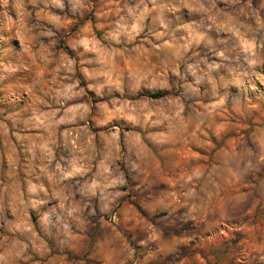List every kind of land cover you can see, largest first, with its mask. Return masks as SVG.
Returning a JSON list of instances; mask_svg holds the SVG:
<instances>
[{"label":"clouds","instance_id":"9594fccd","mask_svg":"<svg viewBox=\"0 0 264 264\" xmlns=\"http://www.w3.org/2000/svg\"><path fill=\"white\" fill-rule=\"evenodd\" d=\"M0 264H264V0H0Z\"/></svg>","mask_w":264,"mask_h":264}]
</instances>
